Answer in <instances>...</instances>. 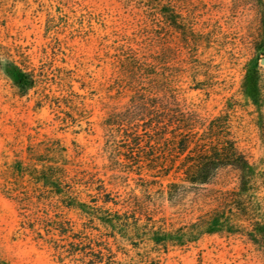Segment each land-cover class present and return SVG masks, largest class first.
<instances>
[{
	"label": "trees",
	"instance_id": "obj_1",
	"mask_svg": "<svg viewBox=\"0 0 264 264\" xmlns=\"http://www.w3.org/2000/svg\"><path fill=\"white\" fill-rule=\"evenodd\" d=\"M127 1L133 2L143 24L116 48L113 75L100 101L116 103L104 105L100 124L105 170L111 176L106 182L94 169L84 171L76 162L77 150L71 156L58 139L30 145L24 160L13 157L0 166V195L17 206L18 232L45 250L54 264H157L168 250L206 236L240 240L264 258V156L252 162L240 148L231 110L207 120L194 105H185L176 76H169L175 72L169 62L176 52L158 39L160 18L164 31H177L182 48L194 51L199 42L193 7L180 0ZM230 3L258 13L253 49L264 51V0ZM28 51L0 38V80L13 96L34 98L38 112L54 114L62 130L85 124L89 131L93 110L74 84L87 90L90 83L56 67L54 57L44 51L36 66ZM190 65L194 71L199 68ZM254 85L256 103L264 112L263 84ZM262 129L264 153V124ZM220 173H231L232 187L210 190L205 196L209 210L177 228L168 229L150 201L108 190L131 176L145 187L167 182V199L175 207L188 188L211 185ZM0 264L8 263L0 256Z\"/></svg>",
	"mask_w": 264,
	"mask_h": 264
},
{
	"label": "rangeland",
	"instance_id": "obj_2",
	"mask_svg": "<svg viewBox=\"0 0 264 264\" xmlns=\"http://www.w3.org/2000/svg\"><path fill=\"white\" fill-rule=\"evenodd\" d=\"M180 1L193 7L199 43L194 51H186L181 46L182 36L174 30L164 31L159 18V42L176 52L169 62L176 73L169 76H176L185 105H194L203 118L211 120L231 110L232 130L240 148L250 161H262L259 138L264 112L259 111V94L254 91L256 81L264 87V51L253 49L260 29L258 13L248 7H233L230 0ZM130 3L132 8L128 7ZM133 6L127 0H0L1 41L27 48L36 66L44 51L49 58L54 57L56 67L73 71L77 80L83 78L90 83L91 89L80 90V85L74 84V90L86 96V104L93 110L89 131L85 124L81 129L62 130L54 121V114L47 109L38 112L34 98L13 96L0 80V166L13 157L24 160L26 149L32 144L58 139L71 156L77 150L76 162L83 165L84 171L94 169L108 182L111 175L105 170L100 124L107 111L104 105L108 102L110 108L116 103L100 101L113 75L111 58L116 48L123 37H130L143 24ZM190 64L199 66L198 70L194 71ZM124 104L120 101L119 105ZM230 178L231 173H220L211 185L188 188L175 207L167 199V182L145 187L131 176L126 184L108 190L121 197L132 192L147 204L150 201L157 218H164L170 229L205 214L209 210L208 192L232 187ZM19 222L16 204L0 195L1 258L8 264H54L45 250L18 232ZM157 264H264V258L240 240L206 236L194 244L168 250Z\"/></svg>",
	"mask_w": 264,
	"mask_h": 264
},
{
	"label": "water",
	"instance_id": "obj_3",
	"mask_svg": "<svg viewBox=\"0 0 264 264\" xmlns=\"http://www.w3.org/2000/svg\"><path fill=\"white\" fill-rule=\"evenodd\" d=\"M261 64L264 65V60L261 61Z\"/></svg>",
	"mask_w": 264,
	"mask_h": 264
}]
</instances>
